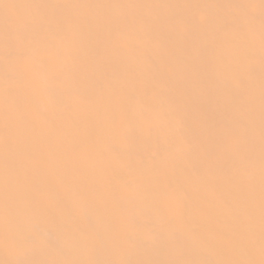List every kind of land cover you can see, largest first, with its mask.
<instances>
[{"label": "bare ground", "instance_id": "6f19581e", "mask_svg": "<svg viewBox=\"0 0 264 264\" xmlns=\"http://www.w3.org/2000/svg\"><path fill=\"white\" fill-rule=\"evenodd\" d=\"M0 264H264V0H0Z\"/></svg>", "mask_w": 264, "mask_h": 264}]
</instances>
